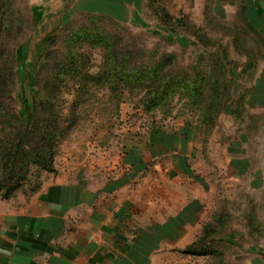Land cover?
Masks as SVG:
<instances>
[{
	"label": "rangeland",
	"instance_id": "obj_1",
	"mask_svg": "<svg viewBox=\"0 0 264 264\" xmlns=\"http://www.w3.org/2000/svg\"><path fill=\"white\" fill-rule=\"evenodd\" d=\"M112 1H11L16 24L10 44L6 25H0V50L10 47L16 57L17 77L11 86L13 108L26 114L24 99H32L33 93L43 84V77L33 83L32 73L46 63L51 66L62 57L70 29L87 21L86 12L100 13L111 9ZM124 1L117 0V6H113L120 17L127 19L125 25L138 44L157 49L159 53L175 54L181 66L199 64V68H210L217 52L224 48L233 61L234 99L253 86L254 77L250 72L243 75L239 72L246 61L245 51L256 52L257 43L250 35L234 37L236 29H243L237 22L235 0H217L220 20L208 10L209 0H164L175 16L184 14L187 18L182 26L175 25L173 30L204 34L206 38L187 37L165 30L160 26L158 10L151 5V0H129L126 4ZM1 4H4L3 0H0ZM85 49L90 56V69L95 73L102 61L101 52L97 48ZM262 69L263 63L259 71ZM70 85L63 88L60 99L66 109L73 99ZM262 91L260 86L253 87L249 107L242 106L239 115L233 114L236 104L228 105L203 144L200 131V147H195L196 141L190 145L197 151H192L189 157L184 155L182 160L179 158L181 165L174 162L175 181L166 183L163 188L151 185L142 192L146 202L138 204L132 218L136 225L134 253L119 260L109 258L104 264H264V128L259 135L256 133L258 122H263L264 126V107L258 97ZM138 99V96L126 93L119 103L117 96L106 86L92 84L91 90L79 98L78 120L59 145L55 170L42 171L37 178L32 176L26 189L36 179L43 182L46 176H54L58 171L64 173L70 167H76L77 176L85 175L87 161L97 167L99 158L120 159L134 150L136 157L151 159L150 148L158 138L150 136L152 123L153 130L171 134L188 123L191 129L198 127L197 116L192 117L190 110L177 106L173 113L191 114L188 119L193 122L183 118L165 119L158 111L144 112L138 106ZM195 113L199 114L198 111ZM247 125L254 131L249 139L243 135ZM158 159L157 167L165 170L166 159ZM95 167L88 171L95 172ZM111 171L108 169L105 177L111 176ZM181 179L184 182L176 184V180ZM207 225L212 227L214 253L193 255L183 252L204 235Z\"/></svg>",
	"mask_w": 264,
	"mask_h": 264
},
{
	"label": "trees",
	"instance_id": "obj_2",
	"mask_svg": "<svg viewBox=\"0 0 264 264\" xmlns=\"http://www.w3.org/2000/svg\"><path fill=\"white\" fill-rule=\"evenodd\" d=\"M12 0L0 5V25H6L8 43L11 42L15 20ZM157 8L161 27L177 35L206 38L203 34L181 33L173 30L182 26L186 15L177 17L160 0H151ZM2 6L6 7L2 11ZM209 10V6H208ZM211 12V11H210ZM87 21L72 27L66 37V51L56 63L45 64L32 73L33 83L43 77L42 87L33 93L32 99H24L26 114L12 107L11 86L16 80V57L10 47L0 50V192L2 199H9L18 192L33 194L42 181L26 189L32 176L42 171L53 172L54 160L62 140L77 123L79 98L91 90L92 84L104 85L122 102L124 95L138 96V106L146 113L160 112L164 118L189 120L191 114L174 115L177 106L190 110L200 124L206 142L218 118L230 104H236L234 115L242 106L247 107L249 89L237 99L232 90L235 82L232 60L223 48L217 52L212 65L199 68V64L181 66L173 53H159L134 39L128 26L110 14L86 12ZM243 29H236L235 38L250 35L256 40V52L245 51L246 61L240 67V75L250 72L254 77L260 59H264V37L246 15L244 6L237 11ZM214 18L220 20L214 15ZM243 30V31H241ZM97 48L102 61L97 72L90 69V56L85 48ZM255 53V54H254ZM259 56L261 58H259ZM71 84V85H70ZM71 86L73 99L66 109L60 103L64 87ZM198 111L199 114H196ZM237 117V116H236ZM193 122V120H189ZM152 133L154 124L150 126ZM148 128V129H149ZM212 227H204V235L183 251L193 255L214 253ZM212 230V229H211Z\"/></svg>",
	"mask_w": 264,
	"mask_h": 264
},
{
	"label": "crops",
	"instance_id": "obj_3",
	"mask_svg": "<svg viewBox=\"0 0 264 264\" xmlns=\"http://www.w3.org/2000/svg\"><path fill=\"white\" fill-rule=\"evenodd\" d=\"M160 2L175 15L164 0ZM112 3L118 4L117 0ZM113 5L100 13L127 23ZM207 6L221 18L217 0H209ZM234 6L235 12L239 6L245 7L247 17L264 37V0H235ZM261 63L263 69L259 71ZM255 86L263 90L257 93L264 107V59L258 63L253 86L249 87L247 107ZM262 124L260 121L256 126L257 135L264 128ZM197 126L191 129L188 123L176 128L174 134L153 130L150 136L158 138L150 148L151 159L136 157L133 150L120 159L99 158L97 167L87 161V167H95V172L87 168L85 175L77 176L76 167H70L64 173L46 176L33 194L18 192L9 199L0 198V264H104L109 258L131 257L136 246L132 218L138 204L146 202L142 192L151 185L163 188L175 181L174 164L181 165L184 155L189 157L197 151L190 147L192 141H196L197 149L201 145L200 124ZM247 127L243 135L249 139L254 131ZM159 157L166 159L163 171L164 167H157ZM108 169L112 170L111 176L105 177ZM182 181L176 180V184Z\"/></svg>",
	"mask_w": 264,
	"mask_h": 264
}]
</instances>
